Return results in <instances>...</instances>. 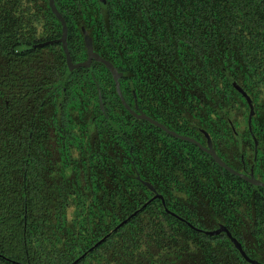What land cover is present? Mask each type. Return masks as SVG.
<instances>
[{
  "label": "trees",
  "instance_id": "16d2710c",
  "mask_svg": "<svg viewBox=\"0 0 264 264\" xmlns=\"http://www.w3.org/2000/svg\"><path fill=\"white\" fill-rule=\"evenodd\" d=\"M180 4L188 9L196 5V14H171ZM89 10L101 28V54L124 68H138L146 78L150 74L155 110L163 108L172 116L184 117L191 106L196 114L189 118H196L201 127L226 122L223 109L242 111L237 109L240 98L230 84L232 79L253 100L257 119L263 113L264 0H108L104 16L94 13L97 8ZM133 28L137 29L131 32ZM47 67L35 68L44 71L41 79H25L21 84L14 78L17 67L4 68L5 94L10 96L12 108L5 114L0 109V133L7 124L19 127L22 140L14 151L8 143L3 146L0 136V255L4 257L0 264L26 260L29 264H71L107 234L110 237L78 264H203L207 253L194 247L205 238L167 215L158 202L140 212L132 228L126 225L113 232L133 210L135 202L130 195L146 192L134 177L126 176L129 162L119 168L109 158L90 159L85 173L84 161L79 162L83 172L77 167L72 178L63 174L59 133L48 131L55 121L42 113L45 106H40L41 99L34 95L35 89H51L50 72L55 69ZM18 68L22 74L33 70L24 63ZM166 138L160 145L163 141L141 136L134 151L141 177L166 190V208L178 214L170 205L175 192L168 190L175 188L179 179L173 175L162 179L160 153L164 146L170 160H176L174 143L180 142ZM142 141L152 150L149 160L141 151ZM124 154L129 158L126 150ZM197 161L202 171L194 178L198 188L210 186L211 178H218L219 185L234 179L222 171L210 177L208 165L200 156ZM182 162L188 164L184 158ZM163 181L166 187L159 185ZM85 188L98 191L100 204L92 201L94 194ZM198 195L202 201L188 207L205 216L210 195ZM39 213L45 215L41 221H48L44 229L37 227ZM180 216L185 219L183 213ZM190 217L194 216L190 214L188 220Z\"/></svg>",
  "mask_w": 264,
  "mask_h": 264
},
{
  "label": "flooded vegetation",
  "instance_id": "af4514ba",
  "mask_svg": "<svg viewBox=\"0 0 264 264\" xmlns=\"http://www.w3.org/2000/svg\"><path fill=\"white\" fill-rule=\"evenodd\" d=\"M179 7L180 9H176L171 14H196V5L191 4L190 9L186 4H180ZM92 8H97L95 14L104 16L108 13V0H104L103 4L100 0H0V109L3 114L12 108L10 96L7 97L5 94L4 68L6 65L13 69L17 67L14 78L18 84H21V80L26 81L25 79L28 81L41 79L40 72L44 73V71H35V68L48 66V70L55 69V72L52 70L50 72L51 89L47 87L41 90L35 89L34 95L41 99L40 106H45L41 107L44 109L42 113L50 114L55 121V126L48 131L52 134L59 133L62 144L59 159L64 165H62V172L65 176L72 178L70 174L77 172L75 171L77 167L80 168L78 172L82 171L79 162L84 161V165L81 166L85 173L89 170L87 163L90 159L95 161L109 158L119 168L123 162H129L130 170L126 172V176L134 177L137 183L146 189L142 195H140L141 192L130 195L131 200L135 202L130 215L137 211L138 213L122 227L134 225V222L138 223L135 217L155 196V193H152L142 182L150 185L156 194L162 197L165 206L167 197L166 190L161 187L159 190L139 174L140 168L137 166L134 151L139 142L138 138L145 136L149 140L150 137L152 142L163 141L160 144L162 145L166 137H170L180 142L174 143V153L179 157H176V160H170L169 150L166 153L162 146L160 155L162 156L161 165L164 168L160 171L163 174L162 179L167 175H173L179 179L175 181V188L168 190L175 192L170 197V205L178 211L176 215L185 221L182 223L188 222L201 230L226 229L245 255L242 256L236 249L226 232L207 236L194 231L205 238L194 247L200 252L207 253L203 264H264V202L260 201L264 199V187L253 186L246 179L229 173L201 149V147H207V137L204 134L206 133L213 150L226 166L248 179L252 177L264 184V111L257 119L258 112L251 100L254 115L249 125L248 106L238 93L240 101L237 109L242 111L236 113L232 107L223 109L222 113H227V121L212 123L210 128L197 125L194 121L196 118L192 120L189 118L196 114V108L193 109L191 106L183 113L184 117L172 116L169 110L163 108L155 110L152 105L154 93L149 86L150 74L146 78L144 74L140 75L138 68H133L131 65L124 68L114 59L105 58L101 54L103 47L99 43L101 28H98L96 16L89 10ZM58 17L66 26L65 43L71 64L77 66L87 63L85 42V36H87L91 41L93 52L110 62L119 74L118 85L127 108L118 96L113 76L103 64L92 60L88 67L78 66L72 70L69 69L63 43L59 41L62 38L63 29ZM136 29H131V32ZM22 63L33 70H26L25 74H22L21 69L18 68ZM79 94L85 98H80ZM94 94L96 101L93 100ZM87 96L90 97L87 98ZM176 109L179 113L180 106ZM140 115L158 122L182 137L195 141L201 147L196 143L179 140L166 134L148 121L138 119L137 116ZM39 128L47 127L40 125ZM40 131L43 130L40 129ZM0 136L3 146L6 147L8 143L15 151L17 144L22 140L21 128H14L7 124L1 129ZM125 150L129 158L125 156ZM141 151L144 152L145 159L149 160L152 153L149 144L142 141ZM197 156L203 159V164L208 165L211 171L210 177L215 178L222 171L234 179L219 185L218 178H215L216 180L211 178L208 182L210 186L198 188L194 178L202 171L198 170ZM182 158L188 164H183ZM147 166L152 168L149 163ZM150 171L148 169V172ZM159 185L167 184L163 181L162 185ZM86 189L94 194L92 201L100 204L101 195L98 191L95 193L91 188ZM131 191L136 192L139 189L131 188ZM202 193L210 195V201L207 204L210 208L205 216L194 212L195 208L188 207H193L202 201L198 195ZM162 200L158 198L150 204L158 202L163 208ZM180 213L185 215V219L184 216H180ZM190 214L194 217L188 220ZM37 217V227L44 229L43 226L48 221L43 222L41 219L45 215L39 213ZM28 261L11 262L29 264Z\"/></svg>",
  "mask_w": 264,
  "mask_h": 264
},
{
  "label": "water",
  "instance_id": "95a60500",
  "mask_svg": "<svg viewBox=\"0 0 264 264\" xmlns=\"http://www.w3.org/2000/svg\"><path fill=\"white\" fill-rule=\"evenodd\" d=\"M101 4L104 3V0H100ZM59 18V17H58ZM61 23H62V29H63V35H62V38L59 40L63 43V48H64V53H65V57H66V62H67V65L69 67L70 70H72L73 68H76L78 66H86L88 67L89 64H90V61L92 60H95L96 62H99L101 64H103L108 70L109 72L111 73V75L113 76V79L115 81V85H116V89H117V93H118V96L119 98L121 99L123 105L127 108V106L125 105V102L123 100V97L121 96V93H120V89H119V85H118V78H119V74L116 72L115 68L112 66V64L104 59H102L98 54L94 53L93 52V49H92V46H91V41L90 39L85 36V42H86V48H87V54H88V60H87V63H83L81 65H77V66H73L71 64V61H70V57H69V53L67 51V48H66V43H65V38H66V26H65V23L64 21L59 18ZM230 81V84L232 85L233 89L238 93L240 94L244 100L246 101V104L248 106V109H249V112H248V124L250 125L251 123V118L252 116L254 115V108H253V104H252V101L250 99V97L247 95V93L244 91V89H242L235 81H233L232 79L229 80ZM99 101H100V104H101V107H102V103H101V98L99 97ZM138 119H143V120H146L148 121L149 123H151L152 125L158 127L159 129H161L163 132H165L166 134L176 138V139H179V140H183V141H190V142H193V143H196L195 141L191 140V139H188V138H185V137H182L170 130H168L165 126L159 124L158 122H155L153 121L152 119L144 116V115H140V116H137ZM205 136L207 137V147L205 148H202L198 143H196L199 147H201V149L203 150V152H205L207 155H209L216 164H218L220 167H222L223 169H225L226 171H228L229 173L235 175V176H238V177H242L244 179H246L250 184H252L253 186H262L264 187V184L260 183L259 181L255 180L254 178L251 177V179H248L244 176H242L240 173L236 172L235 170L231 169L230 167L226 166L225 163H223L221 161V159L217 156V154L215 153V151L213 150L212 148V144L210 142V139L208 137V135L206 133H204ZM139 179V178H138ZM144 186H146L152 193H155V196L150 200L148 201L144 206L143 208H145L146 206H148L152 201L156 200V199H161L162 200V197L157 195L156 194V191L150 186L148 185L147 183H144L142 182ZM162 205L164 207V210H165V213L181 222H185L181 217H179L178 215H176L175 213L171 212L170 210H168L165 206V203L164 201L162 200ZM142 208V209H143ZM138 213L135 212L133 213L132 215H130L126 220L120 222L114 229H113V232H116L118 229H120L123 225H125L127 223V221H129L133 216H135L136 214ZM190 229H192L193 231L197 232V233H201V234H204V235H207V236H215V235H218L219 233L221 232H226L227 236L230 238L231 242L235 245L236 249L239 250V252L241 253L242 256H245L244 253L242 252L241 250V247L240 245L237 243V241L231 237V235L226 231V229H219V230H216V231H205V230H201V229H198L196 227H194L193 225H191L190 223L186 222L185 223ZM111 234H107L105 235L103 238H101L99 241H97L92 247H90L86 252H84L79 258H77L76 260H74L71 264H78L83 258L86 257V255L93 251L95 248H97L99 245H101L107 238L110 237ZM1 258H4L3 256L0 255ZM7 260V259H6ZM251 262V261H250ZM15 264H18V263H15Z\"/></svg>",
  "mask_w": 264,
  "mask_h": 264
}]
</instances>
